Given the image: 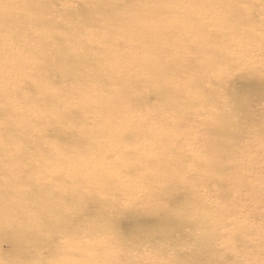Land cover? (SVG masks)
I'll return each instance as SVG.
<instances>
[{"label": "bare ground", "instance_id": "6f19581e", "mask_svg": "<svg viewBox=\"0 0 264 264\" xmlns=\"http://www.w3.org/2000/svg\"><path fill=\"white\" fill-rule=\"evenodd\" d=\"M23 1L25 5L29 3L27 9L22 7L16 14L6 12L0 15V33H5L7 39L9 29L12 28L9 24L20 26L19 19L25 11L36 4V7L44 6L48 11L51 8L47 5L51 0ZM23 1L16 2L24 5ZM238 1L78 0L77 5L72 7L74 8L72 14L81 15L82 23L93 22L95 27L99 26L102 31L107 32L101 35L103 43L100 44V40L95 48L98 47L100 52L107 53L134 40L137 45L130 46L133 52L137 53L141 49L153 50L157 58L156 66L159 67L155 78L157 81L152 86L153 90H147L145 93L141 91L137 97L131 98L129 96L131 91H140L143 87L151 86L147 81L126 83L127 78L132 79L139 72V69H135L141 64L138 54H135L137 59L128 72L122 69L117 73L116 68L112 66L113 61L108 64L110 59H105L101 53H97L93 58L81 56L74 67L71 63L73 59L67 55V49L74 45H65L61 41L51 47L50 51L45 49L47 53L41 55V58H34L35 63L28 64L32 73V82L28 90L44 87L47 77L49 79L53 70L67 73L70 71L69 67L78 71L75 80L80 88L71 90L63 99L54 98L53 95L57 93H52L54 89L44 91L40 100L47 102L53 99L52 103L42 109H30L27 117L31 121L30 128L23 125L21 126L24 128H20L16 125L17 122L14 123L9 115H4L0 108V238L6 237L14 243L13 256L9 264H34L35 260L40 259L37 255L43 242L51 234L44 222L46 218L54 221L56 226L63 230L61 234L63 241L49 249L47 264H119L121 260L126 259L127 249L131 251L134 247L135 250L141 243L148 249H161L164 257H167L170 249L174 250L178 245L183 246L184 249L177 255L179 264H228L224 259L213 257L215 246L209 244L212 239L208 238L209 232L206 231V227L211 223H220L222 220L225 222V212L210 209L209 206L213 205L211 197L209 195L202 197L198 192L212 184H215L216 189H223L234 181L232 173H238L242 165L235 164L230 158L233 152L239 153L237 149L242 138L254 140L259 149L264 143V131L261 130L264 126V111H260L262 115L260 119L252 117L245 122L232 116L235 109L230 97L232 89L225 73L232 68L238 54L225 52L226 47L232 44L231 38L234 36L255 38L249 21L243 24V27L234 26L236 17L240 16ZM188 2L189 5H186ZM11 3H13L11 0H0V9L10 11ZM128 6L133 7L134 14L120 9ZM217 11H223L227 15L222 18L221 25L210 26L211 23L207 24L201 19L210 14H217L215 13ZM66 12L68 14L71 11ZM180 14L194 18L192 22L195 21V25L192 22L180 25L179 22L170 20V16ZM245 21L243 19V22ZM19 31H11V36L19 35ZM179 31L186 34L190 31L191 42L187 45L182 43L176 45L173 53L170 44L174 43L173 37ZM45 33L49 34L48 31ZM43 39L44 34L38 35L34 39L35 44H40L42 42L40 40ZM2 40L6 41L0 37V44ZM236 45L234 43L233 46ZM185 52L198 56L194 59L188 57L186 61H182L179 57ZM2 57H9L8 46H0V58ZM262 63L263 61L253 59L249 66L245 63L242 71L248 72L249 68L258 64L260 69L253 66L251 69L253 73L249 78L259 82L264 91V81L259 77L261 72L264 73ZM175 64L190 67L187 70L191 81L183 88L186 94L182 95L181 100L170 98V101H166L168 97L164 95L171 92L173 86L168 82H161L159 77L165 76ZM42 67L47 70L46 75L34 73L37 68ZM0 69L9 73L16 71L14 67L2 62ZM205 76L211 79L209 85H213V88L210 89V86L199 82ZM108 81L120 84L119 91L126 100L122 107L106 109L107 116L93 120L85 111L86 103L82 98H79L76 104L70 100L81 89L97 91L93 88L98 85V90H107ZM92 83L95 85L90 88ZM150 93L155 94L162 102L150 103L148 101ZM227 97L230 98L227 100ZM211 102H217L216 110L207 120L196 123L197 127L206 130L203 135L196 137L198 145L193 147L190 142H177L173 146L176 137L170 135V130L176 131L182 125H194L192 117L199 103L206 105ZM0 104L9 108V96L6 92L4 96H0ZM63 105L64 109L61 110ZM123 107L124 115L118 117L117 113ZM43 110L50 116L47 122L49 126L41 125L33 118L42 114ZM250 111L256 112L257 109L250 108ZM77 113L81 115L78 116ZM150 120H154L152 126L139 128L143 122ZM157 121L160 123L159 126H155ZM258 124H262L260 128ZM171 125L172 128H169ZM51 127L118 131L56 134L53 141L65 140L70 147L82 146L93 138L106 141L131 136L136 142L131 143L123 154H115V159L123 162L124 170L133 174L130 181H135L138 185L131 189L125 187L122 174L114 176V171L111 170L95 172L89 171V168L85 171L74 169V172H70L73 179H70V174L67 175L68 179L64 175L62 176L64 178H60L55 173L50 176L55 170L59 171L58 173L64 172L60 166H56L58 161H81L87 164L95 163L99 158L96 153L85 152L84 148H71L63 154L50 147L48 150H42L38 146L47 140L49 142L43 131ZM143 129L165 132L138 131ZM131 130L136 132L127 135ZM9 132L15 133L14 138H21L19 140L9 138ZM216 137L224 138L216 140ZM257 141L261 143L258 144ZM13 143L26 147L13 150ZM86 170L89 172L86 173ZM176 172L182 174L183 178L180 181ZM201 175L205 176L203 180H197L195 185L191 184L194 177ZM54 177L59 180H54ZM69 179L72 180L70 183ZM57 182L58 186L55 188ZM121 206L141 213L145 218H152L153 221L146 222V226H142L137 233L124 238L109 225V220L115 218ZM253 240V237L244 232L231 233L230 248L236 251L241 243ZM257 242L264 244L262 240ZM190 245L195 247L194 250L189 248ZM71 246L73 247L69 250ZM53 254H56V257L61 254L68 258L60 261ZM0 264H6L2 255Z\"/></svg>", "mask_w": 264, "mask_h": 264}, {"label": "rangeland", "instance_id": "374dc122", "mask_svg": "<svg viewBox=\"0 0 264 264\" xmlns=\"http://www.w3.org/2000/svg\"><path fill=\"white\" fill-rule=\"evenodd\" d=\"M11 1L13 3L9 4L10 11H4L0 9V15L5 14L6 12H14L11 13L13 15L16 14V11H18L19 8L22 9L23 7L27 9L29 7V3L25 5L23 0L22 1L24 5L16 2L17 0ZM77 2L78 0H51V2L47 4L48 6H51L49 11L44 6L36 7V4L22 14L19 19L20 26L9 24V27H12L9 29V39L4 36L5 33H0V37H3L6 40H2L0 46L9 47V57L0 58V62L16 69V71H13V73H9L7 70L3 71L0 69V96H4V92H6L9 96V108L7 109L5 106L2 107L1 104L0 108H2V113L4 115H9V117L13 119L14 123L17 122L16 125L20 128H24L23 126L30 128L31 125L29 122L31 121L30 118L27 117L30 114L31 108L42 109V107L45 105L52 103L53 99H50L47 102L40 100V96L44 91L54 89L52 93L57 92L53 95L54 98L63 99L69 94L71 90L80 88V85L75 80L78 71L75 69L72 70L71 67H69L70 71L67 73L53 70L49 79L47 77L46 81L45 79L43 80V82L45 81L44 87L28 90V86L30 87L32 82V73L30 72L29 68L30 63L34 62V58H41V55L47 53L45 52V49L50 51L51 47H53L59 41L65 45H74L73 47L67 49V55L73 59L71 63H73L72 66L74 67H76V64L78 63L77 60H79L81 56L93 58L97 56V53H101L105 59H110L107 62L108 64L111 60L113 61L112 66L113 68H116L117 73L118 70L122 71V69L124 72H128L130 68L134 66V61L137 59L135 54H138L140 56L141 64L139 65L140 67H136L135 69H139V72L137 75L133 76L134 78H127L126 83L134 84L135 82L147 81L151 86L143 87L140 91L133 90L129 93V96L134 98L137 97L141 91L145 93L147 90H153L152 86L157 81L155 78L158 75L159 69V67L156 66L157 58H155L153 50L141 49L137 53L135 51L133 52L130 50V46L137 45V42L130 40L125 44L124 47H117L113 50H110L111 52L107 53L100 52L98 47L95 48V46H97L100 42L101 35L107 32L102 31L101 27L99 26L95 27L93 22H89L87 24L82 23L81 15H73L72 10L74 8L72 7L77 5ZM186 5H189V2L186 3ZM237 7L240 16L236 17L234 26L240 28L243 27V24L249 21V25H251L254 30L255 38H241L238 36L231 38L232 44L226 47L225 52L230 54L237 53L238 58H235L232 68L226 70L225 74L226 78L229 80L228 83L230 89H232V96L230 97H232L233 109L235 108L232 116L234 119H239L241 122H245L251 120L252 117L255 119H260L262 117L260 111H264V91L261 88L262 86H260L259 82L249 78L252 76L253 72H251V69L253 66L259 67L258 69H260V66L255 64L248 69V72L243 73L242 71L245 63H247V66H249L253 59L263 61L261 66L264 65V0H239ZM68 8L71 9L67 10ZM120 9L127 13H135V10L131 6L121 7ZM66 11L71 12L67 14ZM215 13L217 14H210L208 16L201 17V19H204V22L207 24L211 23L210 26L213 24L221 25L222 18L227 15L224 14L223 11H217ZM191 16L194 17V15ZM243 16L245 18H243ZM242 18L246 21L243 22ZM193 19L194 18L192 17L187 18L182 14L179 16H170V20L172 22L177 21V23L179 22L180 25L189 24V22H192ZM196 21L198 23V20ZM192 24L195 25V21L192 22ZM14 30H16V32L19 30L21 31L18 32L19 35L12 37L10 32ZM45 31H48L49 34H46ZM40 34H44V39L40 40L42 41L40 44H35L34 39ZM190 36V31H188L187 34L183 31L177 32L173 37L174 43L170 44L171 51L174 53L176 45L180 43L184 45L189 44L191 42ZM67 37H71L72 39L69 40ZM102 43L103 41L101 40L100 44ZM234 43L237 45L233 46ZM123 54H126V56H123ZM197 56V54L185 52L180 55L179 58L182 61H186L188 57L194 59L197 58ZM18 65L19 67H17ZM189 68L190 67L187 66L180 67L178 64H175L172 66L170 71L165 73V76L159 77L161 82H168L169 85L173 86V90L164 95L168 97V100L166 101H170V98H178L177 100H181L182 95L184 96L186 94L183 91V88L191 81L189 70H187ZM34 73L46 75L47 70L43 67L39 69L37 68ZM243 75H246V77ZM68 77L71 78L68 79ZM259 77L264 81L263 72L260 73ZM209 81H211V79L205 76L199 82L210 86L211 89L214 86L209 85ZM94 85L95 84L92 83V85L89 87L92 88ZM119 87V83L108 81L106 84L107 90H98V85L93 88V90L97 91L90 92V90L81 89V91L74 95L70 100L76 104L79 98H82L86 103L85 111L90 114L93 120H96L100 117H105L108 115L105 112L106 109H114L116 107L124 106L126 99L122 98ZM230 97H227V100ZM148 101L150 103L162 102L159 101V99L156 98V95L152 93L148 94ZM217 102H211L206 105L204 103H199L192 117L194 125H182L179 126L176 131L170 130V135L173 134L176 137V141L173 146H175L177 142H190L193 147L197 146L198 141L195 140L196 137L203 135L206 130H204L202 127H197L196 123L207 120L209 115L211 117L212 113L216 110ZM252 105L255 106L252 107ZM90 106L94 108H91ZM254 107L257 109V111L251 112L250 108L252 109ZM76 108H78V106ZM63 109L64 105L61 107V110ZM124 112L125 109L123 107L117 113V116L119 117L124 115ZM77 115L80 116L81 114L77 113ZM33 118L41 123V125L44 124L49 126L47 122L50 120V116L47 111L43 110L42 114L38 116L35 115ZM153 124L154 120H150L148 122H143L141 125H139V128H147ZM159 125L160 123L157 121L155 126ZM168 127L172 128V125L171 127ZM261 130L264 131V126L261 128ZM138 131L140 133H154L155 131L165 132L163 130L150 131L144 129ZM83 132L87 134H93L94 132L115 133L118 131L95 129L84 130L81 129V127L76 129L69 127H64V129L53 127L44 129L43 135L49 139V142H47V140L41 146H38L41 147L42 150H48L50 147L53 150L56 149L60 154H63L71 148H84L85 152L90 151L91 153H96L99 155V158L95 163L88 162L86 164L81 161H58L56 166H60L64 172L58 173L59 171L56 172L55 170L50 174V176L55 173L56 176H59L60 178H67V175L70 174V179H73L72 173L70 172H74V169H81L85 171L86 168H89V171L95 172L111 170L114 171V176L119 174L121 176L122 174V179L126 185L125 187H129V189L136 187L138 184L135 183V181H130L133 179V174L128 173L127 170H124L123 162L120 160L116 161L115 159V154H123L127 147L131 145V143H135L136 140L132 139L131 136H127L125 139L116 138L106 141L100 139L95 140L96 138H93L92 141H88L82 146L76 145L74 147H70V144L66 143L65 140L53 141V139L56 138V134L59 133L75 134ZM134 132L136 131H128L127 135H131V133ZM15 136V133L9 132V138L16 139L14 138ZM19 138L16 140H19ZM223 138L224 137H216V140ZM255 143L256 142L252 139L242 138L240 145H238L240 147L237 149L239 153H232L233 156L230 159L235 164L240 163L242 165V168L238 173H232L234 180L233 182L224 186L223 189H216L215 184H212L210 186L201 188L198 192V194H200L202 197H207L208 195L211 197L210 201H212L213 205L209 206L210 209H220L221 211L225 212L226 221L223 222L224 220H222L220 223H211L206 227V231L209 232L208 238L212 239L211 243L209 244L215 246L213 257L224 259L228 262V264H264V244H259L257 242V240L264 241V143L261 149H259ZM257 143L260 144L261 142L257 141ZM24 147L26 146H22L19 143L12 144L13 150L22 149ZM245 161L248 162L246 163ZM89 171L86 170V173ZM63 175L64 177H62ZM176 175L179 177V181L183 178L180 172H176ZM204 177V175L194 177L191 184L195 185L197 180H203ZM55 179L59 180L58 178L54 177V180ZM70 179L68 183L72 181ZM57 186L58 182L54 187L57 188ZM227 211L229 213H227ZM152 221V218H145L141 213H136L126 206H121L116 212L115 218L109 220V225L114 228L116 232L120 233V235H123V237L126 238L127 236L131 237L137 233L142 226H146V222L149 223ZM44 222L46 223L47 230L51 234L49 235L50 237L48 236L47 240L43 242L42 248L37 255V257L40 259L35 260L34 264H47L48 260L46 257L49 256V249L58 245L60 242L62 243L63 241V237L61 236V234H63V230L60 229L59 226L57 227V224H55L51 219L46 218ZM237 232H244L247 235L253 237L254 240L251 242L241 243L237 250L233 251V248H230L229 244L230 234ZM117 244H119V241ZM72 247L73 246L69 247V250H71ZM137 247L138 248L135 250L133 247L131 251L127 249V257L125 256L126 259L121 260L119 264H128V262L131 261H136L137 264H179L177 255L184 249L183 246L178 245L174 250L170 249L171 251L168 252L167 257H164L161 249H148L147 247H144L142 243ZM13 248L14 243L10 239L6 237L0 238V255H2V258L5 259L6 264L11 262ZM189 248L194 250L195 247L190 245ZM54 256L60 261L68 258H65V256L61 254H58L57 257L56 254Z\"/></svg>", "mask_w": 264, "mask_h": 264}, {"label": "snow or ice", "instance_id": "6c2138e0", "mask_svg": "<svg viewBox=\"0 0 264 264\" xmlns=\"http://www.w3.org/2000/svg\"><path fill=\"white\" fill-rule=\"evenodd\" d=\"M128 264H137L136 261H131V262H128Z\"/></svg>", "mask_w": 264, "mask_h": 264}]
</instances>
